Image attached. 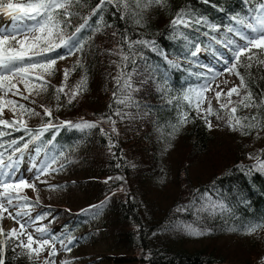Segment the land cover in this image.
I'll return each instance as SVG.
<instances>
[{"label":"trees","instance_id":"16d2710c","mask_svg":"<svg viewBox=\"0 0 264 264\" xmlns=\"http://www.w3.org/2000/svg\"><path fill=\"white\" fill-rule=\"evenodd\" d=\"M125 2L132 12L121 18L123 6L119 11L106 6L101 30L95 31L98 14L78 37L83 49L73 50L64 66L55 67L51 75L43 78L48 95L43 98L37 93L27 105L39 115L27 114L30 121L12 113L0 117L25 120L33 133L49 120L56 125L64 121L97 124L83 130L67 126L58 131L50 129L23 153L21 166L37 147L42 149L39 155L56 156L58 168L62 165L73 176L60 185H72L81 194L70 208L52 204L33 209L32 213L47 214L49 230L66 242L73 237V244L106 242L105 250L88 264H264L262 239L233 243L226 240L229 235H244L249 225H264V170L254 168L256 161L250 159V154L264 159V107H238L236 115L249 118L245 124L255 123L252 117L260 121V127L245 129L244 134L228 126L229 110L219 114L221 126L214 130L183 99L187 89L202 82L199 74L207 72L205 65L216 68L223 64L216 59L217 49L231 58L226 48L210 38L225 39L230 18L245 15L249 5L245 0H166L164 6L148 7V0H139V7L137 0ZM98 3L99 0H79L72 4L70 22L61 26L63 36L71 37ZM181 10L189 14L186 18H206L218 25L219 31L212 32L203 24L188 28L172 25ZM143 40L154 42L155 50L142 44L128 48L129 41ZM196 43L203 50L193 58L190 51L195 50ZM57 51L65 55L66 49ZM123 55L134 58L136 63L124 61ZM53 58L59 59L55 54ZM65 69L70 73L66 81ZM238 70L248 86L243 92L251 89L259 104L264 100V66ZM122 72L125 75L121 84L130 73L138 91L129 93L117 85L116 77ZM232 74L240 84V78ZM82 78H86L84 89L69 103ZM61 86L64 92L58 93ZM129 94L134 103H117V99ZM6 96L12 99L13 93ZM44 109L51 110V117L45 115ZM182 112H187L184 124L179 123ZM174 126L179 130L174 131ZM260 131L262 138L256 142L252 136ZM22 135L23 132L13 133L2 142L7 144ZM29 139L25 136V141ZM174 145L176 156L169 177L168 171L164 174V160L167 149ZM18 146L22 147V143ZM12 154V149L5 152L6 157ZM19 156L17 153L13 158ZM205 192L208 197H204ZM28 200L35 202L30 197ZM213 202L224 204L227 210H199ZM185 207L187 210L178 211ZM187 225L204 234H189L184 227ZM260 228L264 227L257 229ZM5 260L6 264L45 261L30 259L10 244Z\"/></svg>","mask_w":264,"mask_h":264},{"label":"snow or ice","instance_id":"6c2138e0","mask_svg":"<svg viewBox=\"0 0 264 264\" xmlns=\"http://www.w3.org/2000/svg\"><path fill=\"white\" fill-rule=\"evenodd\" d=\"M79 0H0V15L5 17L10 23L0 24V92L5 95L12 92L13 95H22L20 90L17 88L15 80H19L25 86V88L31 92L33 90L45 91L47 87V81H43V77L37 75L33 77L34 72H42L47 75H51L55 70L57 60L53 58V54L64 59V55H60L58 49L64 48L67 50V54H72L73 50L81 51L83 49V43L78 40L80 33L90 28L89 21L99 14V19L96 20L95 31H100L103 27V11L106 6L115 7L118 11L123 6L124 13L121 18L127 16L132 12L129 3L125 0H99V3L93 9L89 17L85 18V22L81 24L72 34L71 37L63 36L62 25L69 23V19L73 13L69 11L70 7L74 3H78ZM245 3L249 5L248 11L245 15L232 16L230 20L232 23L226 28L225 39L218 40L215 36L210 39L218 45H222L224 48L231 53V58L226 56L224 52L217 49L216 59L218 62H222L225 67L223 72L235 73L240 78V85L238 87H232L227 92L228 101L227 103H220L221 109H228L229 105L235 103V107H231L228 111V126L234 130H240L244 132L245 129H252L260 127V121L257 117H252V121L244 123L249 118L244 116H237L238 107L250 108V107H264V100H261L259 104L253 97L251 89H248L247 93L243 96L240 94L241 89H247V83L245 77L239 72L240 67L251 69L254 66H264V0H245ZM166 0H148L145 7L156 5L164 6ZM140 6L139 0H137V7ZM136 15V13H132ZM61 16L64 19H61ZM189 14L181 10L172 20V25L179 26L183 25L185 28L192 27L193 25H206L212 32H218L219 26L212 24L209 20L204 17H196L195 19L186 18ZM140 23L139 20L136 21ZM208 36V33H204ZM57 39L59 42L57 43ZM187 39V38H185ZM189 44L193 42L188 40ZM135 44H142L145 47L154 49V42L143 40V41H129L128 48L133 49ZM195 50L190 51V56L195 58L203 49L199 43L194 45ZM256 51H253V50ZM141 59L143 56L141 55ZM124 61H129L133 64L136 60L129 55H123ZM231 59V63H230ZM79 63V62H78ZM207 72L200 73L199 77L202 82L196 88H189L185 91L183 99L188 102L190 107H194L197 114L203 113L201 118L205 119L208 126L211 127V121L208 117L215 115L216 112L212 107L211 101H208V108L203 109L201 105L204 102V92L210 88V81L214 80L216 76L223 75V72H219L214 68L205 65ZM69 70L65 69L64 79L67 80L69 76ZM125 74L122 72L120 76L116 77V83L119 87L126 89L129 93L138 91L134 88L131 81V74H127L128 78L121 79ZM35 80H42L43 82L39 85L35 84ZM166 80V78H165ZM32 82V87H29V83ZM86 85V78L77 84L76 89L72 92L69 103L78 95L80 91L84 89ZM163 91V87L160 89ZM58 93L64 92V87L61 86L57 89ZM235 94L240 99L233 101L232 95ZM116 93H113L116 98ZM217 101H220L222 92L217 91L215 93ZM27 99V97H24ZM59 99V96H57ZM173 100L177 98H172ZM172 100L169 101L171 103ZM117 103L125 104L126 106L134 103L129 94L123 99H117ZM8 105L13 106V111H16L17 102L14 100H8ZM5 102L2 96H0V117H2ZM20 115H39L33 109L25 108L23 104L19 105ZM45 115L51 117V110L44 109ZM120 115L119 112L116 113ZM123 119L124 116H121ZM220 118V117H218ZM111 119V118H109ZM187 122V112H182L179 117V123L184 124ZM115 121H113V125ZM0 220L4 218V213H7L9 219L15 220L19 225V230L16 228L5 230L0 227V264H6L5 251L7 245L10 242H17L16 247L21 249V254L27 255L30 259L39 257V254L46 248L50 249L48 252L49 259L44 261V264H55L54 257L57 255L56 244L59 243L61 248L65 251H71V246L75 241V238H69L67 243L64 239L54 235L47 226L35 227L34 232H29L28 228L32 227L36 222L44 220L47 214H37L35 218L32 217V211L35 204L30 202L27 197L20 195L23 188H35L34 184H29L26 179L18 175L20 164L23 161V153L29 149L31 144H36L41 141L44 133L50 129L59 130L62 127L67 126L68 128L75 129H91L97 127L96 123L83 121L81 123L73 124L71 121H64L61 124L56 125L49 123L42 126L41 129L33 133V130L27 126V123L23 120L13 119L11 121L0 118ZM4 129H10L5 131ZM113 132L116 131L113 127ZM178 126H174V131H178ZM103 132V129H101ZM23 132L24 135L17 139H11L7 144L3 143L5 136H12L13 133ZM247 134V132H244ZM25 136H29L30 139L25 141ZM22 143V147L18 146ZM51 144V141L48 142ZM8 149H12V155L5 156V152ZM42 149L36 148V154L39 155ZM19 153L18 159H14L15 154ZM256 163L253 165L258 170H264V159L260 156L252 157ZM57 157L54 155H48L41 162L40 167L37 169V179L40 175H45L49 172L59 171L60 168H54L51 165L54 164ZM33 168L37 166L32 165ZM63 166L61 165V168ZM56 187V186H52ZM204 197H208V193H204ZM202 197V199L204 198ZM10 208L20 209L15 213L9 211ZM212 211L221 210L226 211V206L219 202H213L208 206H201L200 211ZM187 208L178 209V211H185ZM27 217V219H23ZM185 230L191 235H203L204 232L200 229L191 227L190 225L184 226ZM258 227H264V225L252 224L245 227L246 234H252L257 231ZM27 236V242L25 243L22 236ZM35 245V247H33ZM264 259V258H262ZM67 264V262H64Z\"/></svg>","mask_w":264,"mask_h":264},{"label":"rangeland","instance_id":"374dc122","mask_svg":"<svg viewBox=\"0 0 264 264\" xmlns=\"http://www.w3.org/2000/svg\"><path fill=\"white\" fill-rule=\"evenodd\" d=\"M5 23H10V21H8L5 17L0 15V24H5ZM66 51L64 55L65 58L58 59L55 67L64 66L66 63V61L64 60L72 55V54L68 55ZM224 67L225 65L222 64L219 67H216L214 69L219 72H223ZM37 75H40L43 78L47 77V74H44L42 72L33 73L34 78ZM227 76H229L228 80H226ZM16 84H17V88L20 90V93H22V95H13L12 99H10L3 92H0V96L3 97L4 102H5V107L3 109L2 115L6 116L7 114L12 113L13 115L15 114L16 117H22L23 119L29 120V117L27 116V114H24L23 116L20 115L19 105L23 104L25 108L31 109L30 106H27V105H30L34 101V97L38 95L37 93L42 94V97L45 98L48 95V92L46 90L39 91V92H37L36 90H33L29 92L25 88L24 84L20 82L19 80L16 82ZM35 84L39 85L41 84V82L39 80H35ZM210 85L211 86L209 90L204 92V102L201 105V107L203 109H207L208 101H211L212 107L215 110L216 114L209 116L208 120L211 121V127L214 130H217L221 126V119H222V116H220L219 114L222 111H227V110L230 111L231 109L230 107H232V105H235V103L229 105L228 109L226 110V109L220 108V103L221 102L227 103L228 97L226 94L228 90L232 87H238L240 84L238 83V79L232 73L223 72V75H218L215 77L214 80H211ZM32 86H33L32 82H30L29 87L31 88ZM197 86L198 85H195L194 88H196ZM217 91L222 92L219 102L217 101V98L215 95ZM240 94L241 96L245 95L242 89L240 90ZM24 97H27V99H24ZM231 99L233 101H238L240 97L233 94ZM8 100H14L17 102L15 112L12 110L13 106L7 104ZM202 116H203V113L200 114V117ZM204 121L206 123L205 119ZM252 137L256 140V142H259L262 138V132L260 131L259 133L253 135ZM176 149L177 147L174 145V147L172 146V149L169 148L166 151L168 152V154L164 160V163H165L164 174H166V172L168 171L169 177H171V174H172L171 169L173 170L174 168L173 159L176 156ZM45 158L46 157H44L43 155H37L36 153H32L29 157H27V160L23 162L22 166L20 165L18 175L26 179L29 184L35 185V188H29V187L23 188L20 192V195L25 196L27 198L30 197L31 199H33V201H35L33 203L35 204L34 209H37V210L42 206H50L52 204L56 206H60V205L69 206V208L72 207L73 202L77 200V198L80 197L81 194L79 193L76 187L72 185L71 186H63V185L61 186L60 183L62 181H67V180L69 182L71 179H73V176L71 175L69 176V174L66 171H64V169L60 168L59 171L49 172L45 175H40L39 179H37V169L40 167L41 162ZM33 164H35L37 167L33 168L32 167ZM51 166L54 168L59 167L57 162H55ZM166 185L169 186L168 183H166ZM52 186H56V187H52ZM19 210L20 209H16V208L9 209V211L13 213ZM37 214H45V213L44 212L34 213V214L32 213V217L35 218ZM23 219H27V217H24ZM0 226L3 227L5 230L12 229V228H16L19 230L20 228V225L15 220L9 219L7 217V213H4V218L0 220ZM40 226L48 227L49 226L48 219L45 218L44 220L36 222L34 225H32V227L28 228V231L34 232L35 227H40ZM226 238H227L226 240L229 243H233L234 241L235 242L249 241L255 238H257V240L262 239L264 241V228L257 229V231L252 234L245 233L244 235H234V236L229 235ZM21 239H23L25 243L27 242L26 235L22 236ZM62 239H64L65 241V238L62 237ZM16 243L17 242L14 241V242H10L9 244L13 246L16 252H20L21 249L16 247ZM65 243L67 242L65 241ZM106 246H107L106 242L101 241V240H95V242H89V243H84V244H73L71 246V251L69 252V251L63 250L60 244L57 243L56 244L57 255L56 257L52 259H54L55 264H64V262H67V264H88V262H90L91 260H95L98 254L102 253L103 250H105ZM33 247H35V245H33ZM49 250L50 249L46 248L44 251H42L39 254L38 259L40 261L42 259L44 260L49 259L48 257ZM89 264H95V263H89ZM96 264H102V263L98 261L96 262Z\"/></svg>","mask_w":264,"mask_h":264},{"label":"water","instance_id":"95a60500","mask_svg":"<svg viewBox=\"0 0 264 264\" xmlns=\"http://www.w3.org/2000/svg\"><path fill=\"white\" fill-rule=\"evenodd\" d=\"M0 239H2V237H0Z\"/></svg>","mask_w":264,"mask_h":264},{"label":"bare ground","instance_id":"6f19581e","mask_svg":"<svg viewBox=\"0 0 264 264\" xmlns=\"http://www.w3.org/2000/svg\"><path fill=\"white\" fill-rule=\"evenodd\" d=\"M1 227V226H0Z\"/></svg>","mask_w":264,"mask_h":264}]
</instances>
